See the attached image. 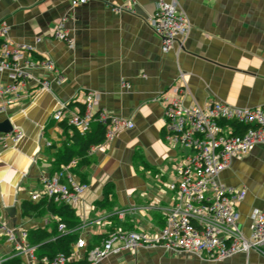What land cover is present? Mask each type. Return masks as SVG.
Returning a JSON list of instances; mask_svg holds the SVG:
<instances>
[{
    "label": "crops",
    "instance_id": "1",
    "mask_svg": "<svg viewBox=\"0 0 264 264\" xmlns=\"http://www.w3.org/2000/svg\"><path fill=\"white\" fill-rule=\"evenodd\" d=\"M157 1L134 0L128 11L122 0H88L73 7L70 0H0V20L9 25L8 39L26 44L34 56L52 63L50 70L31 68L20 99L0 113V122L11 124L10 131L1 133H22L0 153V254L11 250L4 228L39 229L48 237L58 231L54 215L23 216L21 202L41 187V176L56 171L59 153L70 143L60 122L51 117L63 103H72L65 107L70 113L79 109L75 101L94 92L98 108L133 122L132 128L95 146L90 164L75 162L70 168L88 184L74 206L77 224L72 231L90 242L108 231L114 221L111 215L118 210L125 216L114 224L126 229L159 223L156 201L167 194L149 184L151 179L166 178L168 168L170 179L175 172L180 150L161 136L162 96H174L171 89L180 86V72L185 84L176 96L186 105L212 99L239 107L264 104V0H174L189 17L191 30L181 48L168 52L161 51L150 26ZM63 17L72 46L53 37ZM35 77L48 80L49 88L39 87ZM7 80L0 72V81ZM219 181L246 189L237 209L239 224L249 234L251 210L264 202V142L232 159ZM104 192L113 199L104 201ZM92 264H264V257L250 251L209 260L142 247Z\"/></svg>",
    "mask_w": 264,
    "mask_h": 264
},
{
    "label": "built area",
    "instance_id": "2",
    "mask_svg": "<svg viewBox=\"0 0 264 264\" xmlns=\"http://www.w3.org/2000/svg\"><path fill=\"white\" fill-rule=\"evenodd\" d=\"M87 1L70 0V4L73 7ZM122 1L123 8L131 11L134 0ZM65 20L66 17L60 19L53 37L72 46V40L64 31ZM149 21L151 29L160 39L162 52H168L174 46L181 48L191 30L189 17L174 0H158ZM8 31L9 25L0 20V72L8 78L7 81H0V113L20 99L22 86L32 77L31 68L52 69L49 60L34 56L26 44L11 42ZM178 77L180 86L178 83L171 89L174 96H162L166 138L181 151L174 175L165 184L169 193L156 201L160 212L159 223L153 228L115 226L94 242L77 237L68 255L59 253L49 260L37 256L38 244L29 242L27 229L7 227L3 236L11 250L0 254V264L13 257L21 258L24 264H67L83 258L92 264L108 255L142 247H160L169 252L209 260H223L250 251L264 257V202L261 207L251 210V228L249 234H245L239 224L237 208L246 195V189L219 181V174L232 159L247 153L255 144L264 142V104L239 107L212 99L203 105L194 102L186 105L176 96L185 84L181 72ZM34 79L39 87L49 88L48 80L43 77ZM82 103L81 110L75 109L70 113H65L66 103H63L52 112L51 117L57 122L65 119L81 136L86 134L94 121H108L107 139L133 127L130 119L110 116L104 109L98 108V95L94 92H86ZM9 134L0 132V153L22 136L19 130ZM45 143L47 146L51 144L49 141ZM93 150L94 147L91 148ZM73 165L74 160L59 170L41 176V187L30 191L27 199L36 203L47 198L56 204H68L74 208L88 184L78 180L70 171ZM115 215L117 220H123L125 211L118 210ZM57 230L67 232L62 222H58Z\"/></svg>",
    "mask_w": 264,
    "mask_h": 264
},
{
    "label": "trees",
    "instance_id": "3",
    "mask_svg": "<svg viewBox=\"0 0 264 264\" xmlns=\"http://www.w3.org/2000/svg\"><path fill=\"white\" fill-rule=\"evenodd\" d=\"M67 104H72L71 102H67ZM79 109L83 108V103L75 101ZM107 124L101 121H94L90 129L83 136L79 135L77 131L72 128L70 125L66 123V120L60 121L59 125L62 129L67 133L68 141H70L69 145L65 144L62 150L59 153V167L56 170H59L63 165H67L72 160L76 163L88 165L93 159V151H91L92 147L97 146L102 143L106 139V130ZM70 131V133L68 132ZM167 133L163 127L161 131V136L166 137ZM109 195L104 192L103 200H108ZM113 199L112 196L109 197ZM98 203V205L104 206V201ZM98 206V207H99ZM21 210L23 216H32L39 215L42 213H50L58 218L56 220V225L54 230L57 229L58 222L64 223L67 232L60 233L57 231L52 237H48V232L41 231L39 229H32L28 232V240L32 244H38L37 256L46 257L48 260L53 258L55 255L59 253H63L68 255L70 252L71 244L76 240L77 234L72 231V228L76 226V216L74 214V208L68 204H56L52 200L47 198H42L36 203L31 202L26 199L21 202ZM114 217V221L116 220L115 213L111 215ZM114 221H111L110 228L108 230L113 229L117 226V222L114 224ZM70 230V231H68ZM105 234H101L100 237ZM3 264H24L19 257H13L7 260ZM42 264V263H40ZM67 264H89L87 258L75 260L69 262Z\"/></svg>",
    "mask_w": 264,
    "mask_h": 264
},
{
    "label": "rangeland",
    "instance_id": "4",
    "mask_svg": "<svg viewBox=\"0 0 264 264\" xmlns=\"http://www.w3.org/2000/svg\"><path fill=\"white\" fill-rule=\"evenodd\" d=\"M174 148H175V150L177 151H181V149L177 146V145H172ZM184 151H187V149H184ZM167 169V168H166ZM166 175H165V177L166 178H164V179H158V178H155V179H151L150 180V186H152V187H154V188H156L158 191H160V192H163V193H165V194H168L169 192H168V190H167V188L165 187V184L167 183V181H169L170 180V174H171V170H170V168H168V170L166 171V173H165Z\"/></svg>",
    "mask_w": 264,
    "mask_h": 264
},
{
    "label": "water",
    "instance_id": "5",
    "mask_svg": "<svg viewBox=\"0 0 264 264\" xmlns=\"http://www.w3.org/2000/svg\"><path fill=\"white\" fill-rule=\"evenodd\" d=\"M11 130V124L8 120H3L0 122V132H8Z\"/></svg>",
    "mask_w": 264,
    "mask_h": 264
}]
</instances>
